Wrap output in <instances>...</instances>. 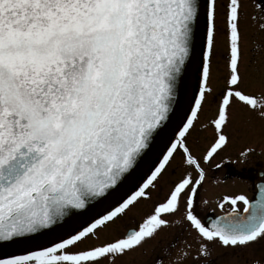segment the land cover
<instances>
[{"label":"snow or ice","instance_id":"snow-or-ice-1","mask_svg":"<svg viewBox=\"0 0 264 264\" xmlns=\"http://www.w3.org/2000/svg\"><path fill=\"white\" fill-rule=\"evenodd\" d=\"M219 31L217 0H0V264H114L173 225L182 235L160 241L151 264H215L217 244L218 256L264 264V180L255 200L222 196L233 207L210 222L196 211L234 113L253 139L238 162L264 143V0L251 12L226 0L216 93ZM208 104L214 136L198 157L189 136ZM177 155L191 171L138 228L102 239L152 199Z\"/></svg>","mask_w":264,"mask_h":264},{"label":"flooded vegetation","instance_id":"flooded-vegetation-1","mask_svg":"<svg viewBox=\"0 0 264 264\" xmlns=\"http://www.w3.org/2000/svg\"><path fill=\"white\" fill-rule=\"evenodd\" d=\"M214 69V68H213ZM222 69V66L219 68ZM223 79H225L227 72L226 68L223 69ZM219 71V70H218ZM224 82H218L217 88L220 90L223 87ZM247 85V83L245 84ZM214 111H212L210 117L213 115ZM201 116V113H200ZM209 117V118H210ZM207 119V121L209 120ZM196 124L198 121L195 122ZM205 127V125H201L196 127L192 130L191 135L189 136V144L191 146H197L198 144L200 147H197V151H199V155L203 154L206 147L211 143L213 136H214V129L211 128L210 124ZM231 125H233L231 123ZM194 134V138H192V135ZM207 137H209L210 142H207ZM209 143V144H207ZM230 145V142L229 144ZM232 145V144H231ZM225 149V148H224ZM232 159V157H231ZM176 161L178 164L179 170H176L173 173H170L172 176H175L174 178H170L169 182L166 184V186L161 191L159 187H156L154 189H150L152 192V199L150 200H141L134 209L136 215H134V222L133 225L128 228L127 230H124L120 234L118 233L117 236L125 234L127 231L138 228L139 224L142 223L143 219L151 214L154 205L157 201L161 200L165 193L168 190V187L171 184V181L178 179L187 169L186 165H183L181 163L179 155H177V159L173 161V163ZM173 163L171 166H173ZM216 164H221L222 166L217 169L215 167ZM171 166H169L168 171L165 173V175L170 171ZM186 166V167H184ZM206 172H207V181L204 183V185L201 187L199 191V195L197 197V207L196 211L197 214L201 217L202 220L211 221L213 218H216L217 216L227 213L232 209V205L229 203H225V207L223 210H221L217 205L219 199L224 195L229 194H238L243 192L246 194L250 199H254L257 193V184L264 180V170L263 169H242V171H239L236 167L231 165L230 161H226V156L221 151L218 155L214 157V159L209 164H203ZM188 171H191V169H187ZM161 191V192H160ZM240 209L243 210L244 205L241 203L239 205ZM180 217V214L177 213L176 217H169V219H172L173 221L175 219H178ZM130 218L132 216L130 215ZM116 233V232H115ZM112 234V235H115ZM182 235L181 229L179 227H176L173 225L172 227H169L167 229H164L159 236H157V239L154 241L149 242L148 245L145 246V249L138 251L137 253L129 254L125 257H119L114 262V264H151L152 258L156 254V250L161 247L160 241H163L164 244H167L168 242L175 239L177 236ZM111 236V234H110ZM109 235L105 236V238L102 239H108L110 238ZM191 239V237L189 238ZM80 246V245H79ZM78 246V247H79ZM213 248L214 258H215V264H233V262L225 257H222V259H226L227 261H222L221 256H218L217 253H221L220 246L213 245L211 246ZM257 254H259V249L257 250ZM244 258L249 259L246 254L243 253ZM241 257V256H240ZM247 261V260H246ZM100 264H113V261L110 259H106L100 262ZM248 264V263H247Z\"/></svg>","mask_w":264,"mask_h":264},{"label":"rangeland","instance_id":"rangeland-1","mask_svg":"<svg viewBox=\"0 0 264 264\" xmlns=\"http://www.w3.org/2000/svg\"><path fill=\"white\" fill-rule=\"evenodd\" d=\"M218 3V25L220 27V31L218 33V43H217V49H216V54L213 57V77H212V86L215 90L216 93H219L220 89L217 88V83L218 82H224L225 79H223V68H226V48H225V42H224V33H223V28H224V4L226 3V0H217ZM252 3L253 0H248V11H252ZM257 36V32L254 26L249 28L248 31V40H249V47H251V41L255 39ZM246 54L250 55V52H247ZM222 66V69L220 70L219 68ZM219 70V71H218ZM247 85L245 87L249 91H254L258 92L261 90V86L259 83L255 81H246ZM212 111H215V105L214 104H208L205 106L204 112L201 113L200 120L196 124V127L201 126V125H206L208 123L207 119L210 117ZM238 115L234 113V118H233V125H229L225 131L229 134L230 136V145H228L222 153L226 156V161H230L231 165L236 167L239 171H242V169L249 170L252 168H257V169H263L264 170V143L259 142L258 140L256 141V153L252 155L247 162L241 163L238 162L239 159V153L244 149L245 146L248 144L253 143V139L242 134L239 131V125H238ZM195 127V130L197 131V128ZM212 128V126H211ZM213 129V128H212ZM192 138H194V134L192 135ZM207 142H210L209 137H207ZM209 144V143H207ZM232 144V145H231ZM197 147H200L198 144L197 146H193L194 153L198 156L201 157L203 154L199 155V151H197ZM232 157V159H231ZM177 159V158H176ZM180 167V166H179ZM178 164L176 161L173 163V166H171L170 171L165 175L166 180L162 182L161 184H158L157 187L160 188L162 191L163 188L166 186V184L169 182L170 178H174L175 176H172L170 173H173V168L176 170H179ZM186 167V166H184ZM160 191V192H161ZM130 215L132 218H130ZM134 215H136L134 209H132L131 212H129L126 216L122 217L120 221L117 222V225L113 226L111 230H102L100 233L102 238H105V236L111 234L110 238L107 237L108 239H111L113 236H117V234L123 232L124 230H127L133 225L134 220ZM116 232V233H115ZM115 235H112L114 234ZM157 239V237H156ZM155 239V240H156ZM154 241V240H153ZM94 241H88L85 243H91ZM151 242V241H150ZM79 247H84V245H80ZM221 251L224 252L225 250L221 248ZM241 256V257H240ZM238 258H228L230 259L233 264H247L248 259L244 258L243 253H241ZM223 256H221L222 259ZM247 260V261H246ZM227 261L226 259H222L221 262Z\"/></svg>","mask_w":264,"mask_h":264},{"label":"water","instance_id":"water-1","mask_svg":"<svg viewBox=\"0 0 264 264\" xmlns=\"http://www.w3.org/2000/svg\"><path fill=\"white\" fill-rule=\"evenodd\" d=\"M258 195H259V190H258V192H257L256 198L258 197ZM256 198H255V199H256ZM255 199H254V200H255ZM220 216H221V215H220ZM214 219H216V218H214ZM214 219H213V220H214Z\"/></svg>","mask_w":264,"mask_h":264}]
</instances>
